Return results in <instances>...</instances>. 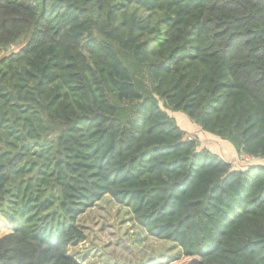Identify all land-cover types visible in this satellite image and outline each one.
<instances>
[{
	"label": "trees",
	"instance_id": "trees-1",
	"mask_svg": "<svg viewBox=\"0 0 264 264\" xmlns=\"http://www.w3.org/2000/svg\"><path fill=\"white\" fill-rule=\"evenodd\" d=\"M0 264H81L105 196L177 264H264V0H0Z\"/></svg>",
	"mask_w": 264,
	"mask_h": 264
},
{
	"label": "rangeland",
	"instance_id": "rangeland-1",
	"mask_svg": "<svg viewBox=\"0 0 264 264\" xmlns=\"http://www.w3.org/2000/svg\"><path fill=\"white\" fill-rule=\"evenodd\" d=\"M6 55L7 52L0 50V59ZM169 114L188 137L199 140V150H209L231 162L233 168L245 169L264 162L239 156L229 142L203 132L183 113ZM77 223L86 233L87 240L70 247L69 253L81 264H177L175 259L181 254V248L173 242L151 237L138 225L130 209L121 206L109 195L82 215ZM9 232L11 228L0 216V238Z\"/></svg>",
	"mask_w": 264,
	"mask_h": 264
}]
</instances>
